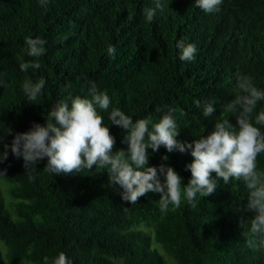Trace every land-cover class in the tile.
Returning <instances> with one entry per match:
<instances>
[{"label": "trees", "instance_id": "1", "mask_svg": "<svg viewBox=\"0 0 264 264\" xmlns=\"http://www.w3.org/2000/svg\"><path fill=\"white\" fill-rule=\"evenodd\" d=\"M162 3L164 10L147 22L153 0H48L46 10L40 0H0V152L15 133L43 125L53 105L90 98L93 84L110 98L109 109L97 113L115 139L114 152L127 145L121 143L125 130L109 123L113 109L153 124L172 109L180 127L175 139L191 143L227 118L223 106L234 98L237 74L264 90V0H222L211 13L195 0ZM26 38L42 39L44 55L27 56ZM178 40L196 46L194 60L179 59ZM33 59L40 68L22 72L20 64ZM40 78L45 87L33 104L22 84ZM196 101H215L213 116L204 118ZM262 109L264 101L253 116ZM228 120L235 126L234 116ZM254 126L264 134V126ZM147 151L146 167L167 155L165 163L187 184L188 150ZM45 163L25 173L10 149L0 162L9 196L6 202L0 184V240L10 263L52 264L64 253L72 264H264V247L247 244L252 213L242 210L248 195L242 180L219 181L212 194L192 202L182 195L179 208L162 212L159 193L132 205L122 201L106 169L52 176ZM257 170L264 172V153ZM0 264H6L1 252Z\"/></svg>", "mask_w": 264, "mask_h": 264}, {"label": "clouds", "instance_id": "2", "mask_svg": "<svg viewBox=\"0 0 264 264\" xmlns=\"http://www.w3.org/2000/svg\"><path fill=\"white\" fill-rule=\"evenodd\" d=\"M153 2L155 7L146 9L144 13L147 22H152L157 12H162L165 7L162 0ZM221 3L222 0H195L196 7L205 13L218 11ZM40 5L46 10L48 0H40ZM44 43L40 38H26L27 56L39 58L44 55ZM176 48L181 61L194 60L197 53L194 44L186 45L183 40H178ZM107 51L109 55L116 54L115 46H109ZM19 67L23 72L29 68L39 69L40 64L33 59ZM44 87V78L36 82L26 80L22 91L28 102L36 104ZM233 95L234 98L223 106L229 114L227 118L215 122L212 131L191 143L175 139L180 127L171 114L172 109L154 124L149 119L133 121L120 109H113L108 115L109 123L125 130L121 143L127 145L126 149L114 152L115 139L105 126L103 117L97 113V108L109 109L110 98L93 84L88 89L90 98L74 97L70 106L67 102L57 103L49 109L48 119L44 118L43 125L34 122L28 131L15 133L10 145L3 144L0 162L7 159L10 149L14 157L22 158L28 174L45 160L44 171L52 176L80 173L83 169L91 170L95 165L106 169L111 185L122 189L119 192L122 201L132 205L146 193H159L162 212L167 211L170 205L179 208L182 195L187 202H192L197 194L201 197L212 194L219 181L229 184L232 179L242 180L248 190L242 210L252 213L247 244L250 248L264 247V172L257 170V157L264 153V134L254 126H264V109L253 116L258 102L264 101V90L254 85L251 76L237 74ZM214 104L215 101L203 104L196 101L195 106L202 109L204 118H208L215 112ZM229 116L235 117V126L229 122ZM6 134H11V129ZM161 146L168 153L189 151L193 159L185 165L191 174L186 185L173 167L165 163L169 159L167 155L161 156L162 163L157 166L146 167L150 155L147 149L155 153ZM0 176H6V170H0ZM47 259L45 257L46 262ZM52 264H72V261L60 253Z\"/></svg>", "mask_w": 264, "mask_h": 264}, {"label": "rangeland", "instance_id": "3", "mask_svg": "<svg viewBox=\"0 0 264 264\" xmlns=\"http://www.w3.org/2000/svg\"><path fill=\"white\" fill-rule=\"evenodd\" d=\"M1 190H2V195H3V198L6 200V202H8L9 200V196H8V193L7 191L5 190L6 189V184L1 182ZM6 251H7V247L5 246V244L0 240V252H1V255L5 261L6 264H34L32 262H27V261H21V262H16V263H10L7 261L6 259ZM167 259L168 257L165 256Z\"/></svg>", "mask_w": 264, "mask_h": 264}]
</instances>
